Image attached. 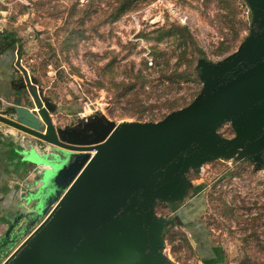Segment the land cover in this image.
<instances>
[{"label": "rangeland", "instance_id": "374dc122", "mask_svg": "<svg viewBox=\"0 0 264 264\" xmlns=\"http://www.w3.org/2000/svg\"><path fill=\"white\" fill-rule=\"evenodd\" d=\"M252 16L246 0H0V26L20 44L18 93L0 99V109L10 103L38 110L21 87L24 70L41 100L55 106L49 115L56 128L95 115L116 125L159 121L194 99L202 88L198 60L217 62L236 51L251 32ZM217 133L235 135L230 122ZM261 157L235 154L190 167L184 198L172 209L157 200L155 214L175 221L164 230L161 249L171 264H196L183 227L194 220L226 264H264ZM193 195L196 201L185 204Z\"/></svg>", "mask_w": 264, "mask_h": 264}, {"label": "water", "instance_id": "95a60500", "mask_svg": "<svg viewBox=\"0 0 264 264\" xmlns=\"http://www.w3.org/2000/svg\"><path fill=\"white\" fill-rule=\"evenodd\" d=\"M246 1L250 34L222 60L199 59L200 92L159 121L116 125L95 115L56 128L55 106L22 71L38 110L8 103L0 123L52 149L36 140L16 149L36 172L0 249L24 238L2 264H171L161 249L175 221L155 214L157 200L181 201L190 167L235 154L261 161L264 153V0ZM224 122L234 137L217 133Z\"/></svg>", "mask_w": 264, "mask_h": 264}, {"label": "crops", "instance_id": "0c3cea01", "mask_svg": "<svg viewBox=\"0 0 264 264\" xmlns=\"http://www.w3.org/2000/svg\"><path fill=\"white\" fill-rule=\"evenodd\" d=\"M8 33L17 39L13 31L0 26V99L3 101H8L18 93L16 85L20 78L18 69L20 44L17 41L14 46L3 50L9 42L6 38ZM17 142L26 146L29 142L34 143V139L11 127L0 125V246L6 243L10 234L12 236V231L9 236H6V232L13 220L20 215L22 201L27 197V187L32 185L36 172H27L26 164L20 161L15 149L18 146L15 144ZM195 198L196 195H193L185 204L196 201ZM194 212L200 213L198 209ZM183 227L187 230L188 242L194 251L196 264H226L223 253L209 237L201 220H194ZM21 241H17L9 251L7 248L0 249V257L3 256L0 264Z\"/></svg>", "mask_w": 264, "mask_h": 264}, {"label": "trees", "instance_id": "16d2710c", "mask_svg": "<svg viewBox=\"0 0 264 264\" xmlns=\"http://www.w3.org/2000/svg\"><path fill=\"white\" fill-rule=\"evenodd\" d=\"M6 38H7V41H9V42H7V44H6V46H5V48H4L3 50L8 49V48L14 46L15 42L18 41L17 39H15V38L13 37V35H12L11 33H8V34L6 35ZM170 205H171V207H172V206H175L174 204H170ZM190 210H191L190 208H185V213H186V212H189ZM194 214H195V212L192 213L191 215H194Z\"/></svg>", "mask_w": 264, "mask_h": 264}, {"label": "flooded vegetation", "instance_id": "af4514ba", "mask_svg": "<svg viewBox=\"0 0 264 264\" xmlns=\"http://www.w3.org/2000/svg\"><path fill=\"white\" fill-rule=\"evenodd\" d=\"M180 205H178V208L180 209ZM187 207V206H186ZM170 208L172 209V207H171V205H170ZM178 208L177 209H175L174 211H178ZM183 210H185V206H184V208H183ZM172 212H173V210H172ZM175 212H173V214H174Z\"/></svg>", "mask_w": 264, "mask_h": 264}, {"label": "bare ground", "instance_id": "6f19581e", "mask_svg": "<svg viewBox=\"0 0 264 264\" xmlns=\"http://www.w3.org/2000/svg\"><path fill=\"white\" fill-rule=\"evenodd\" d=\"M92 153H94V151H92Z\"/></svg>", "mask_w": 264, "mask_h": 264}]
</instances>
